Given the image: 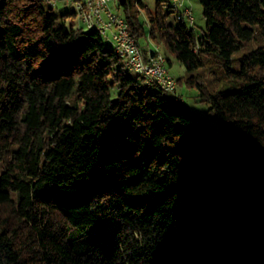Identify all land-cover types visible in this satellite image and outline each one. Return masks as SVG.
Wrapping results in <instances>:
<instances>
[{"label":"trees","instance_id":"16d2710c","mask_svg":"<svg viewBox=\"0 0 264 264\" xmlns=\"http://www.w3.org/2000/svg\"><path fill=\"white\" fill-rule=\"evenodd\" d=\"M164 1L147 28L140 0L116 5L138 44L187 72L212 63L216 88L173 78L217 130L76 10L0 0V264H264V0H199L202 35Z\"/></svg>","mask_w":264,"mask_h":264},{"label":"rangeland","instance_id":"374dc122","mask_svg":"<svg viewBox=\"0 0 264 264\" xmlns=\"http://www.w3.org/2000/svg\"><path fill=\"white\" fill-rule=\"evenodd\" d=\"M44 4L46 6H49L52 8L53 12L56 14L60 13H65V12H72L76 10V4L71 1V0H43ZM142 7L139 9V20L140 22L144 25L145 28H147L146 24V13H154L156 10L157 6V0H140ZM162 4V3H161ZM161 6V5H160ZM110 7L118 14L122 13V9L118 8L116 5V0H111L110 1ZM180 10L183 8H189L192 13L193 17V24L189 23L187 19H185V23L189 27H193L194 31L198 35H202L205 32V19L202 14V6L199 2V0H184L183 5H179ZM175 16L170 15L168 18L169 22H174ZM68 20L66 23L68 24ZM73 22L78 25H82V21L80 20L79 16L75 17L73 19ZM82 22V23H81ZM86 25V24H85ZM83 26V25H82ZM87 26V25H86ZM88 27V26H87ZM253 29L255 31L258 30V27L256 25L253 26ZM110 33L106 35H102V40L104 44L111 49H114V41L110 37ZM255 36H257V33H255ZM255 41L252 40L248 43V47L252 48L255 46ZM139 45L143 47L144 55L146 56L148 53V50L150 51V56H151V51H154V54L156 55H162L163 58L166 61V57H168L171 60V66L168 68V72L172 77L175 79H179L181 76H188L189 74H196V80L197 82L204 84V86L207 87V89L211 88H216L218 86V83L215 79L216 75L213 76V74L210 72L209 66L212 64L211 62H208L206 66L202 68H197L193 69L192 71L187 72L185 68L181 65L179 61H177L165 48V46L162 43L155 44L150 42L148 38H141ZM142 50V49H141ZM245 47H242L238 51L233 53V58H232V68L233 70H236L238 68V55L244 52ZM153 54V55H154ZM167 63V61H166ZM131 75H135L136 73L133 71H128L126 70ZM176 89L175 92L176 94L181 97L183 103L193 112L195 117L198 119H203L206 122V125L212 129L217 130V125L216 121L213 116V112L209 110V104L203 100V98L199 95V89L194 86L187 84L183 78L178 80L176 82ZM149 88H152L149 86ZM167 98L173 99L175 101H178V98L173 97L170 93L165 94Z\"/></svg>","mask_w":264,"mask_h":264},{"label":"built area","instance_id":"2783aa9c","mask_svg":"<svg viewBox=\"0 0 264 264\" xmlns=\"http://www.w3.org/2000/svg\"><path fill=\"white\" fill-rule=\"evenodd\" d=\"M111 0H100L98 6L97 23L109 29H115L116 41L122 44L124 49L128 52V59L134 65L135 69H138L139 73L147 75L149 80L155 81L165 93H171L175 95L176 83H170V76L168 70H161L156 53L150 56L148 50L147 55L144 54V49L137 41L130 35L128 26L124 18L116 13L110 7ZM183 0H165L162 3V7L165 8L170 4L176 11L177 15L181 18L187 19L189 23H193V17L189 8L179 9V5ZM82 20L85 17L84 12L81 14ZM135 49H142V56H135Z\"/></svg>","mask_w":264,"mask_h":264},{"label":"bare ground","instance_id":"6f19581e","mask_svg":"<svg viewBox=\"0 0 264 264\" xmlns=\"http://www.w3.org/2000/svg\"><path fill=\"white\" fill-rule=\"evenodd\" d=\"M85 3V2H84ZM83 3V4H84ZM78 4V3H77ZM100 5V0H88L84 5L78 4L76 6L77 16H79L80 20L86 24L90 28H94L101 36L108 34V32L111 34L110 37L114 41V49L117 52V54L123 59V62L125 66L140 75H142L149 83L155 84L158 86V83H155V81L149 80L147 78V75H143L142 73H139L138 69L134 68V65L132 62L128 59V52L122 44H119V42L116 41V32L115 29H109V27H104L101 24L97 23V14H98V6ZM82 12H84L85 17H81ZM135 56H142L139 49H135ZM158 63L161 70H168L166 67L165 59L162 55H157ZM170 83H175V79L170 75ZM171 94V93H170Z\"/></svg>","mask_w":264,"mask_h":264},{"label":"crops","instance_id":"0c3cea01","mask_svg":"<svg viewBox=\"0 0 264 264\" xmlns=\"http://www.w3.org/2000/svg\"><path fill=\"white\" fill-rule=\"evenodd\" d=\"M88 1V0H87ZM184 4V0L180 3V6ZM180 9V8H179ZM184 9V8H183Z\"/></svg>","mask_w":264,"mask_h":264},{"label":"water","instance_id":"95a60500","mask_svg":"<svg viewBox=\"0 0 264 264\" xmlns=\"http://www.w3.org/2000/svg\"><path fill=\"white\" fill-rule=\"evenodd\" d=\"M153 54H154V51L152 50V51H151V56H153Z\"/></svg>","mask_w":264,"mask_h":264}]
</instances>
